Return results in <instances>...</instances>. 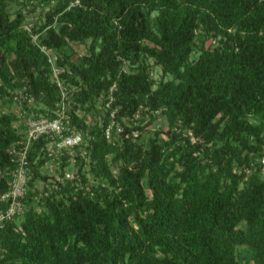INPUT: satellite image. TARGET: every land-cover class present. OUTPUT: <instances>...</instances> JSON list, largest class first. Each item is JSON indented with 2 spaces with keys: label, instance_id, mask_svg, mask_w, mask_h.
<instances>
[{
  "label": "trees",
  "instance_id": "16d2710c",
  "mask_svg": "<svg viewBox=\"0 0 264 264\" xmlns=\"http://www.w3.org/2000/svg\"><path fill=\"white\" fill-rule=\"evenodd\" d=\"M11 1L0 0V100L19 88L48 107L35 111L52 113L61 89ZM43 14L40 42L79 86L69 115L87 133L86 153L77 150L75 176L60 181L42 171L46 137L32 143L31 185L46 184L0 228V264H241L240 245L264 264V0H56ZM88 38L76 62L67 45ZM147 56L171 75L156 87ZM113 85L103 120L87 122L79 106ZM141 105L166 114L168 129L139 139L152 113L109 140L110 108L130 118ZM16 119L0 112V190L22 135Z\"/></svg>",
  "mask_w": 264,
  "mask_h": 264
},
{
  "label": "built area",
  "instance_id": "2783aa9c",
  "mask_svg": "<svg viewBox=\"0 0 264 264\" xmlns=\"http://www.w3.org/2000/svg\"><path fill=\"white\" fill-rule=\"evenodd\" d=\"M76 2H79V0H76ZM39 45L48 54V60L52 66V78L59 85L62 98L57 102V106L52 113H39L34 110L33 96H23L24 93L22 91L15 95L22 103L18 112V123L16 124L22 135L18 140L12 142L9 147L13 165L7 170L10 175L8 187L0 190V228L8 220L25 212L27 203L24 197L30 188L35 189L38 187L39 189H44L46 184L42 178L37 179L34 185H31L30 182L33 172L29 151L34 141L39 140L43 136L46 137L47 141L42 146V149H46V154L48 155L46 163L50 162L53 164L57 171L62 168L63 155L66 152L70 154L68 160L73 167L76 166L77 162V150L83 154L86 153L87 133L77 128L72 122L69 115L70 105L66 103L68 82L62 77L65 67L53 60L52 55L47 52L50 47L46 44ZM25 99H27V105L24 103ZM118 109L119 106L110 108L109 121L104 126V133L109 140L113 139L115 132L120 133L124 130L121 122L117 121ZM7 111L8 109L6 108L0 110L1 113ZM133 132L135 135L138 134L137 129H134ZM126 135H129V133H126ZM73 167H66L63 175L57 172L54 178L60 181L73 178L76 170Z\"/></svg>",
  "mask_w": 264,
  "mask_h": 264
},
{
  "label": "rangeland",
  "instance_id": "374dc122",
  "mask_svg": "<svg viewBox=\"0 0 264 264\" xmlns=\"http://www.w3.org/2000/svg\"><path fill=\"white\" fill-rule=\"evenodd\" d=\"M34 1V2H32ZM56 3V0H12L10 3L11 7V16L14 17L17 13L16 9H23L25 13H27L26 20L24 22V27L29 29V31L32 33L33 40L37 44H42L40 42L41 35H45V30H39L37 31L38 27L44 23L45 17L43 12L48 10L52 5ZM23 5L22 7H20ZM34 7V8H33ZM157 13V10L152 11V17L155 16ZM215 42V39H213ZM202 42V38L200 36L197 37V45L194 48V51L192 52L191 57L196 58L198 57L200 53V45ZM90 44V38L84 40V41H70L67 45V49L72 52L71 58L74 59L76 62H80L82 55L86 51L87 47ZM49 54L52 55L54 61H58L60 58V52L56 49L50 48L47 51ZM46 53V52H45ZM47 54V53H46ZM48 55V54H47ZM148 63V70L150 72V76L152 78L153 87H156L159 83V81L162 78L168 79L171 77L170 74H164L162 65L156 61V59L152 56H147L146 58ZM136 64H131L129 60H124V69H133ZM67 98L66 103L70 105L72 108V97L73 94L79 89V86L70 81L67 80ZM0 85L3 84V80H0ZM115 87V86H114ZM113 86L108 91H103L99 95L97 94L95 98H93V104L90 107V109H87V104L85 106H79L77 109V112L86 118L87 122H93L95 119H99L100 121L103 120L105 113L108 110V107L111 105V101L115 98V93L113 90L115 89ZM15 91H20L19 88L15 89ZM11 93L15 94L14 91ZM9 94L5 96V98L0 100V110L6 108L8 111H11L18 115L19 109L22 105L19 98L15 95ZM38 109H45L48 111V107L42 103H36L34 104ZM153 111V110H152ZM156 114V117L153 119L152 123L148 125L142 132H140L139 139L149 141L150 138L155 137L156 131L158 130H166L169 127L168 120L166 114L160 113V110H156L153 112H150L148 106L141 105V107L136 111L134 116L128 117V116H122L121 118H117V121L119 120L123 126L126 124H137V123H144L148 119L151 118V115ZM15 125L18 123L17 119L14 122ZM138 130V129H137ZM139 131V130H138ZM164 134V132H162ZM192 134V132H191ZM193 139H195V136H192ZM112 157V154H109V158ZM71 162L68 163L67 167H73V165H70ZM113 168H117L116 164H112ZM75 168V167H74ZM76 169V168H75ZM42 171L44 173H48L49 175H54L58 171L55 169V166L51 164L50 162L45 163L44 166H42ZM239 250H241V264H255L252 256L250 248H248L246 245H240L238 247Z\"/></svg>",
  "mask_w": 264,
  "mask_h": 264
}]
</instances>
